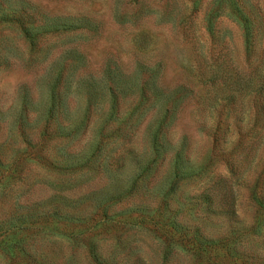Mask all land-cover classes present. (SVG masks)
<instances>
[{
  "label": "rangeland",
  "instance_id": "rangeland-1",
  "mask_svg": "<svg viewBox=\"0 0 264 264\" xmlns=\"http://www.w3.org/2000/svg\"><path fill=\"white\" fill-rule=\"evenodd\" d=\"M0 264H264V0H0Z\"/></svg>",
  "mask_w": 264,
  "mask_h": 264
}]
</instances>
